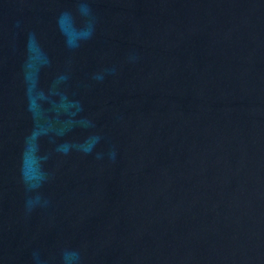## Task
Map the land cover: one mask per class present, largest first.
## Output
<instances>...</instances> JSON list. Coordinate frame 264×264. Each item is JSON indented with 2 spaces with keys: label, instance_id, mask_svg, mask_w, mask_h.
Instances as JSON below:
<instances>
[{
  "label": "water",
  "instance_id": "water-1",
  "mask_svg": "<svg viewBox=\"0 0 264 264\" xmlns=\"http://www.w3.org/2000/svg\"><path fill=\"white\" fill-rule=\"evenodd\" d=\"M0 264H264V0H0Z\"/></svg>",
  "mask_w": 264,
  "mask_h": 264
}]
</instances>
